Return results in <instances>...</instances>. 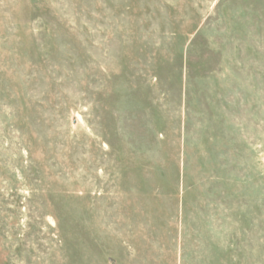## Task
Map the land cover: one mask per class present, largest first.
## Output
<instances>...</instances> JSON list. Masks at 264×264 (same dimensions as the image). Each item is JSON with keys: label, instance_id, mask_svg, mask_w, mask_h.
Wrapping results in <instances>:
<instances>
[{"label": "rangeland", "instance_id": "1", "mask_svg": "<svg viewBox=\"0 0 264 264\" xmlns=\"http://www.w3.org/2000/svg\"><path fill=\"white\" fill-rule=\"evenodd\" d=\"M0 264H264V0H0Z\"/></svg>", "mask_w": 264, "mask_h": 264}]
</instances>
